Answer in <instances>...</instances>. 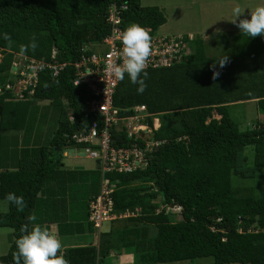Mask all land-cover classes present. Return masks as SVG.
I'll use <instances>...</instances> for the list:
<instances>
[{
    "label": "trees",
    "instance_id": "trees-1",
    "mask_svg": "<svg viewBox=\"0 0 264 264\" xmlns=\"http://www.w3.org/2000/svg\"><path fill=\"white\" fill-rule=\"evenodd\" d=\"M112 1L127 4L122 28L135 22L150 27L153 34L166 21L157 6L143 7L140 0H0V200L12 192L26 203L22 212L10 203L7 211L0 212V226L12 230L0 264H14L15 241L23 224L31 227L32 214L37 217L34 223L50 230L55 224L61 240L82 239L90 226L96 228L88 221V202L103 178L100 159L87 172L67 169L62 158L69 147L88 145L99 150L98 145L69 139L94 121L99 128L103 118L88 109L91 93L72 83L73 63L82 54H92L109 32L106 15ZM33 37L37 48H29L25 56L67 64L56 75L42 70L31 94L25 90L22 98L14 97L5 89L14 82L12 59ZM183 38L186 46L169 66L146 68L147 87L142 94L127 75L112 94L119 115L135 114L134 107L143 105L150 114L144 119L148 126L152 127L153 117L160 121L146 140L128 137L123 127L110 131V147L135 143L145 161L129 172L104 173L114 185V207L140 211L99 232L98 243L86 239L65 247L69 264H112L106 263L110 252L126 248L134 250L132 264L205 257L213 264H264V194L254 193L252 184H241L255 177L257 167H264V65L259 64L264 37L234 35V47L225 53L228 61L222 68L213 65L225 54L208 55L202 38L188 39L187 34ZM213 70L219 72L216 79ZM256 98L261 119L240 129L229 107ZM38 100H48L58 109L57 124L46 142L31 144L28 136L35 134V126L29 118ZM248 145L253 148L251 164L244 152ZM176 205L177 212L166 209Z\"/></svg>",
    "mask_w": 264,
    "mask_h": 264
},
{
    "label": "built area",
    "instance_id": "built-area-1",
    "mask_svg": "<svg viewBox=\"0 0 264 264\" xmlns=\"http://www.w3.org/2000/svg\"><path fill=\"white\" fill-rule=\"evenodd\" d=\"M125 9H127V4H117L116 1H112L109 4L106 19L110 28L109 32L100 42L99 49H95L90 55L82 54L81 58L73 63L75 70L72 83L77 86H83L91 93V97L86 101L88 109L92 112H98L103 117L99 128L98 123L94 121L87 130L82 128L73 132L71 137H69V139L79 144L87 143L92 146H99V150L92 149L88 145L84 147L80 146L90 158L100 159V169L103 178L98 193L88 202V221L98 230L103 221H113L135 216L140 211L139 207H136L134 210L124 211H120L114 207L112 197L114 185L105 178L104 173L112 171L129 172L137 167L144 166L145 161L142 157V152L136 148L135 143L126 148L116 149L110 147L111 129L115 128L118 130L123 127L127 136H133L134 138H142V131L147 129L152 131L154 129L148 126L144 120L150 114L145 111L143 105L134 107L135 114L121 116L119 115L118 108L112 103V94L118 81L109 75L107 65L117 60L113 53L122 47L120 32L124 29L122 28V14ZM146 28L150 30V27ZM151 36L152 48L147 67L169 66L174 59L179 57L178 54L186 46L181 34L169 35L156 32L151 34ZM187 38L191 39L192 34H187ZM66 64L35 59L15 53L10 72L14 82L13 84L8 82L5 85V89L11 90L14 97L22 98L25 90L29 94L33 92L42 70H51L53 75H56ZM156 118L153 117V120ZM69 119L72 120L73 115L70 114ZM166 209L177 212L180 210V207L178 205L173 207L167 206ZM211 228L214 230V226Z\"/></svg>",
    "mask_w": 264,
    "mask_h": 264
},
{
    "label": "rangeland",
    "instance_id": "rangeland-1",
    "mask_svg": "<svg viewBox=\"0 0 264 264\" xmlns=\"http://www.w3.org/2000/svg\"><path fill=\"white\" fill-rule=\"evenodd\" d=\"M140 2L143 7L157 6L164 14L166 21L159 26L157 29L158 33L169 35L192 34L194 37L202 38L207 45V53L209 55L225 54L230 52L234 47L232 38L240 32L238 27L230 22L233 19L232 9L234 6L239 4L245 9L240 18H250L249 11L256 5L264 4V0H140ZM95 49H99V47L97 46ZM259 61L260 63H263L264 57H262ZM34 103L35 104H33L31 109L29 123L30 125L35 126H32L35 134H31L28 137L31 144H39L46 142L54 131L57 124L55 111L57 112L58 109L53 107L48 100H38ZM229 113L230 116L239 124L240 129H245L247 125H253V121H255L259 116L255 103L250 101L232 104L229 107ZM214 117L219 118V115L214 112ZM152 121L153 128L160 124L158 119H152ZM142 132L144 133L141 134L142 138L145 140L148 139L151 133L150 129ZM147 144L151 145V142H147ZM64 152H67V155L64 156L63 154L62 161L64 162V167L67 169L72 168L90 172L89 170L95 168V159L90 158L84 149L80 147H69L65 148ZM244 152L250 162L248 164H251L253 159L252 146H246ZM91 178L92 180L95 179L94 176H90L89 179ZM243 182L244 181H241V184H252L251 187L254 188V193L264 194V167H257L255 169V177L250 178V180H246L244 183ZM88 196H90V193ZM87 199L88 197L85 200L83 199L84 202H86ZM7 208V202L5 200H0V212L7 211ZM72 209L74 210V208ZM76 211L75 214L79 215L81 213L80 207H77ZM122 219H117L115 221H103L99 230L97 228L94 230V228L90 226V230L88 229L90 233L87 232V235H85L86 237L82 239L78 236L64 239L63 249L68 246L81 245L80 242H84L86 239L94 240V243H98V233L108 231L112 225H115V227L119 226ZM88 226L89 225L86 224L87 228ZM10 231L12 230L9 227L0 226V254L5 253L8 249L11 241ZM152 231H154V227L151 226L150 232ZM122 252H127L132 256L134 255L133 248H126L121 252L111 251L109 255L110 258L106 259V261L112 259V263H117V259H119ZM125 262H128V259L122 260L121 263L125 264ZM169 264L213 263L210 257H205L196 258L192 261L186 260Z\"/></svg>",
    "mask_w": 264,
    "mask_h": 264
},
{
    "label": "clouds",
    "instance_id": "clouds-1",
    "mask_svg": "<svg viewBox=\"0 0 264 264\" xmlns=\"http://www.w3.org/2000/svg\"><path fill=\"white\" fill-rule=\"evenodd\" d=\"M244 10L239 4L234 6L232 9L233 19L230 22L235 24L243 35L253 38L264 37V4L256 5L250 10V18H240ZM4 39L11 45L12 41L7 33L4 34ZM120 41L122 47L113 53L117 60L107 65V71L117 81H122L127 75L129 81L137 85V92L142 94L147 87L146 68L152 48L150 30L132 22L120 32ZM29 48L32 51L37 48L35 37L29 45L20 46V54L24 55ZM227 61L228 57L225 54L218 58L213 67L218 64L222 68ZM218 76L219 72L213 70V79ZM63 154L66 156L67 152ZM5 201L14 205L17 211L22 212L26 207L24 198L12 192L6 195ZM28 220L33 222L31 227L28 223L23 224L20 228L21 234L15 241L14 264H69L63 255V244L58 232L54 233L47 226L34 223L37 220L35 214L30 215Z\"/></svg>",
    "mask_w": 264,
    "mask_h": 264
},
{
    "label": "crops",
    "instance_id": "crops-1",
    "mask_svg": "<svg viewBox=\"0 0 264 264\" xmlns=\"http://www.w3.org/2000/svg\"><path fill=\"white\" fill-rule=\"evenodd\" d=\"M259 64H260V66H262V65H264V62L263 63L262 62L260 63V61H259ZM249 101L255 103V106H256V108L258 109V112H259V116L257 117V119H261L262 114H261V112H260V110H259V108L257 106V102H256L257 101V98L256 99H252V100H248V101H245V102H249ZM51 231L54 232V233L56 232L55 224L52 225ZM61 241H62V244H63L64 243L63 240H61ZM63 247H64V244H63ZM62 250H63V248H62ZM125 259H128V262H125V264H132L135 261V256L134 255L132 256V255H130L127 252H124V253L120 254L119 259H117V263H112V264H119V263L122 264L121 263L122 260H125ZM109 262H112V259L109 260V261H106V263H109Z\"/></svg>",
    "mask_w": 264,
    "mask_h": 264
},
{
    "label": "bare ground",
    "instance_id": "bare-ground-1",
    "mask_svg": "<svg viewBox=\"0 0 264 264\" xmlns=\"http://www.w3.org/2000/svg\"><path fill=\"white\" fill-rule=\"evenodd\" d=\"M158 118H156V120H157ZM159 120V119H158Z\"/></svg>",
    "mask_w": 264,
    "mask_h": 264
}]
</instances>
